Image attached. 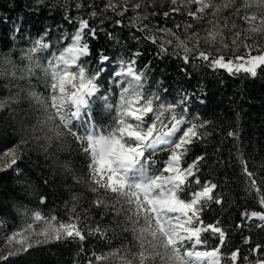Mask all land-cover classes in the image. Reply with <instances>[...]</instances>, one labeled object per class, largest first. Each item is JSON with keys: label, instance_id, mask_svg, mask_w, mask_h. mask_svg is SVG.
I'll return each instance as SVG.
<instances>
[{"label": "snow or ice", "instance_id": "1", "mask_svg": "<svg viewBox=\"0 0 264 264\" xmlns=\"http://www.w3.org/2000/svg\"><path fill=\"white\" fill-rule=\"evenodd\" d=\"M30 6L60 12L73 31L42 28L19 51V64L14 49L0 51L8 92L0 110L19 119L17 108L26 103L24 115L33 117L19 120L18 139L0 153V172L13 173L16 184L10 190L0 184V264H42L34 256L52 244L73 245L72 264H264V161L249 167L231 117L203 118L190 107L194 93L179 90L169 99L167 88H146L151 62L139 66L150 44L157 58L180 59L189 78V65L264 77V0H33ZM177 14L181 23L169 27ZM23 23L10 29L14 37H24ZM101 34L120 51L96 48ZM210 140L213 155L228 147L231 157L235 149L244 177L246 203L231 222L206 219L213 205L223 210L228 203L203 174L208 153L199 146ZM73 150L82 154L78 170L60 159ZM32 154L41 172L36 183L32 168L21 167ZM61 170L73 182L65 180L68 199L45 211L48 195L38 188ZM29 196L36 207L22 202ZM11 209L20 222L8 231ZM90 238L106 242L108 251H89Z\"/></svg>", "mask_w": 264, "mask_h": 264}, {"label": "trees", "instance_id": "2", "mask_svg": "<svg viewBox=\"0 0 264 264\" xmlns=\"http://www.w3.org/2000/svg\"><path fill=\"white\" fill-rule=\"evenodd\" d=\"M33 0H0V51L14 49L17 53L16 62L19 64L18 53L22 48H25L30 42L28 37H35L44 27H49L55 31L58 27L64 31L71 32L73 27L62 20L61 14L58 11L41 12L31 7ZM23 19L22 30H24V37H14L10 29L14 24L19 23ZM182 18L177 14L172 23H181ZM55 40V37H53ZM96 48L106 46L109 49L108 54L112 55L119 49L106 45L103 34L97 41H93ZM146 48L144 56L140 58L139 66L142 67L144 63L151 62L148 69V82L146 85L150 86L152 90L167 88L169 90L168 98L176 94L179 90L194 93L192 96V103L190 107L193 111L199 112L203 118L209 120H217L227 114L235 123L239 124L241 129V147L245 159L249 161V167L255 165L257 168L261 166L264 161V77L253 78L244 76H230L227 72L220 70L213 72L210 69L203 67L187 66V71L191 73V78L181 71L184 67L180 59L165 56L157 58L155 55L156 47L153 45H145ZM95 67L93 61L92 64ZM40 74V73H38ZM3 78L0 77V97L8 94L7 89L3 88ZM40 91H43L42 86ZM200 100H204L201 104ZM28 105L22 104L17 108V116L15 119L10 116L7 111L0 110V153L5 148L10 147L18 139L20 130V119L31 120V114L25 116L28 112ZM237 114L238 118H237ZM16 131H13V129ZM219 140V137H216ZM202 150L206 149L208 156L205 160L203 174L205 178L211 179L217 183L220 190L225 191L228 196V203L224 205L223 210L220 206L213 205L208 213L207 220L211 221L218 215L221 219L228 217L229 221H234L237 218L238 212L241 210V205L246 203L244 190V177L241 172L239 162L236 160L235 149H232V156L229 157V149L225 147L224 150L213 155L215 148V141L210 140L208 145H200ZM194 154H199L193 150ZM163 159V154H160ZM62 162H67L69 167L78 170L82 164V154H78L73 150L60 154ZM37 157L35 154L31 155V159L25 157V161L21 167L28 165L34 172L33 182H37V178L41 176L40 169L36 167ZM39 164L41 167L47 169L44 164L43 157H40ZM14 175L11 172H0V184L5 189H13L16 184L10 177ZM49 185L39 187L41 193L48 195L46 205H41L45 211L47 208L55 207L57 204H63V201L68 199V192L65 187V180L71 185L73 182L67 173L62 170L52 172L48 175ZM42 184V181H40ZM82 191L78 186L74 189ZM23 195V194H21ZM26 207H36L38 200L35 197L29 196L22 201ZM4 203H8L4 201ZM86 206V205H85ZM58 215L61 214L59 211ZM8 231L12 230L14 224L20 222L19 216L14 209L10 210V215L7 216ZM253 235L258 231L255 227L252 229ZM127 239L131 240V234L127 235ZM233 240H239V233L233 232ZM120 243L119 239L112 242L113 246ZM213 240H209V245ZM89 251H108L106 242L98 241L95 238H90L84 245ZM246 246H242V251ZM76 249L70 244H52L44 246L41 251L35 254L34 258L42 264H72V260L76 257ZM85 254L81 253L83 257Z\"/></svg>", "mask_w": 264, "mask_h": 264}, {"label": "rangeland", "instance_id": "3", "mask_svg": "<svg viewBox=\"0 0 264 264\" xmlns=\"http://www.w3.org/2000/svg\"><path fill=\"white\" fill-rule=\"evenodd\" d=\"M160 35H162V34H160ZM145 87H146V88H148V89H150V88H151V87H150V86H148V85H146ZM150 90H152V89H150ZM3 248H4L3 240H2V239H0V250H3Z\"/></svg>", "mask_w": 264, "mask_h": 264}]
</instances>
